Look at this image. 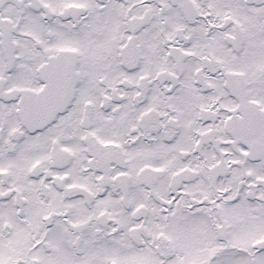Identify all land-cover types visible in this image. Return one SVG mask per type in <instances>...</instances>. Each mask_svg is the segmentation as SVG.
I'll return each mask as SVG.
<instances>
[{
    "label": "snow or ice",
    "instance_id": "6c2138e0",
    "mask_svg": "<svg viewBox=\"0 0 264 264\" xmlns=\"http://www.w3.org/2000/svg\"><path fill=\"white\" fill-rule=\"evenodd\" d=\"M0 264H264V0H0Z\"/></svg>",
    "mask_w": 264,
    "mask_h": 264
}]
</instances>
